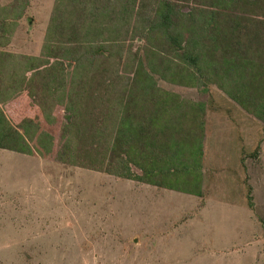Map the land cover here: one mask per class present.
I'll use <instances>...</instances> for the list:
<instances>
[{
    "label": "rangeland",
    "instance_id": "374dc122",
    "mask_svg": "<svg viewBox=\"0 0 264 264\" xmlns=\"http://www.w3.org/2000/svg\"><path fill=\"white\" fill-rule=\"evenodd\" d=\"M153 1H144L136 12L142 18L152 19ZM12 4L22 8V16L13 21L15 25L6 46L0 47L4 55L0 58L7 62V67L13 65L8 71H2L5 78L0 81V97L6 102L0 103V108L7 122L24 139H30L35 130L41 132L43 149L34 141L29 144L33 149L31 155L0 149V264H264V138L256 153L260 122L226 93L233 91L235 83L206 74L208 66L206 71H198L184 69L179 60H173L170 65L168 60L172 58L167 54L161 60L160 52L166 43L158 39L152 48L156 72L150 73L146 56L151 48L148 39H153L142 34L148 23L135 16L129 33H126L127 27L123 28L120 38L124 45L120 72L127 75L143 67V73L130 78L136 90L133 93L138 97V104L143 102V108L139 110L137 106L131 112L149 119L142 124L146 129L143 141L157 143L160 139L163 143L168 137L185 143L197 137L202 141L201 185H194L188 193L158 188L136 181V177L129 180L80 168L60 159L64 139L60 130L70 116L61 99L74 69L67 68L65 78L58 76L56 86L50 84L54 86L50 88L51 93L57 97L51 96V101L46 100L38 77L32 80L30 89H25L24 96L23 87H16L8 75L15 71L22 73L23 61L28 58L48 59L45 54L50 51V45L68 44L73 37L76 39L80 28L83 41L88 42L96 35L89 37L92 34L87 31V25L80 27L72 22L58 0H0L1 7ZM189 8L186 4L181 9ZM222 12L227 16L226 21L237 17L239 30L224 38L227 28L219 25L213 39L204 40L203 44H213L219 37L222 40L218 39L217 45L226 51L215 50L209 44L208 53H213L217 62L230 61L231 51L237 46L244 58H253L258 66H263L261 5H229ZM98 26H102L99 30L107 27L98 22L92 25ZM48 28H51L49 34ZM107 40L96 37L92 42L95 50L99 46L103 48L97 51L105 70L107 60L120 62L116 48L112 50L113 55H108L110 48L105 46L111 45ZM111 71L119 77L116 71ZM93 75L94 72H86L83 77ZM251 85L255 90L258 87V83ZM119 93L105 97L106 110L100 115L101 121H95V128H101V140L111 137L110 129H114L110 123L121 125L120 121L126 120L122 119L123 112L116 117L120 106L115 103L122 101L126 92ZM161 96L166 101L160 100ZM103 101L104 97L97 106L89 99V108L82 106V111L100 113ZM164 102L165 111H157ZM200 104L202 112L197 109ZM23 120L27 124L35 122L27 126V132L16 127ZM124 125L127 130L129 124ZM46 145L52 154L44 155ZM89 146L87 143L88 150ZM130 168L134 176H139L140 172ZM247 187L249 194H246ZM198 189L199 196L192 194Z\"/></svg>",
    "mask_w": 264,
    "mask_h": 264
},
{
    "label": "trees",
    "instance_id": "16d2710c",
    "mask_svg": "<svg viewBox=\"0 0 264 264\" xmlns=\"http://www.w3.org/2000/svg\"><path fill=\"white\" fill-rule=\"evenodd\" d=\"M144 1L146 0H58L60 8L65 14L69 15L72 22L77 23L80 27L87 25L89 27L87 31L92 34L89 37L96 36L90 38L88 42L83 41L80 39V36H82L81 28L78 29L77 34V31L72 29L74 34H76V39L73 37L66 45L61 44L56 47L50 45V51L45 54V56L49 57L48 59L45 57L28 58L23 61L22 73L19 74V72L12 69L15 71L14 74L8 76L18 85L16 87H23L20 89L24 96L25 89H30L32 80L38 77L41 87L44 88L46 100L51 101V96L56 94L51 93L50 88L56 86L55 81L58 80V76L59 78H65V74L68 72L67 68L74 69L69 82H67L65 94L61 99L62 104L68 111V115H70L60 130L64 134V139L61 141V147H63L60 155L61 160L76 164L83 169H94L99 173L114 177L117 176L129 180L136 177V181L155 185L158 188L167 187L170 190L189 193L194 185H201L202 141L197 139V137L193 139L194 141L185 143L180 139H170L168 137L162 143L157 136L159 139L157 143L155 140L149 139L148 141H143V133L146 129L142 127L144 126L142 124L143 121L147 122L149 119L136 116L135 112H131V109L137 106L141 110L140 107L143 103L140 102L138 104L136 99L138 97H135L134 94L136 92L135 86L134 89L131 86L132 77L134 79L135 76L141 74V72L143 73V67L127 75L120 72L124 59V54L122 55L124 45L121 44L123 40L120 39L122 37L121 33L126 27V33H129L132 22H135L133 21L135 16L137 20L148 23L147 30L142 29L144 30L142 34L145 36L149 35L148 37L154 40L147 38L151 48L146 56V67H149L150 73L156 72V68L152 64V55H155L152 48L156 47L155 41L158 39V41L164 40L166 43L165 48L161 50L162 53L160 52L161 60H165L163 55H171L172 60H168L170 65H172L173 60H179L184 69L188 67L198 71L202 69L206 71V66H208L209 69H207L206 74L211 73L216 77H221V79H227L225 82L229 84L233 81L235 83L233 91L226 93L241 109L252 114L260 122L258 128L259 140L257 141V148L254 149L257 153L264 138V65L258 66L253 58H244L243 53H240L237 46L231 51L233 58L230 61L222 59L217 62L214 59V54L207 51L210 48L208 47L210 43L203 44V41H211L215 35V30L221 24L227 28L224 38H229L236 30H239L236 16L227 21L225 20L227 16L223 15L222 11L225 10L226 6H247L259 3L264 10V0H154V7H151L152 19L142 18L140 13L136 12L139 10V6L142 7L144 5L142 4ZM185 3L187 7H190L189 10L181 9L186 7ZM21 16L22 8H18L14 4L6 7L0 6V47L6 46L9 39L8 35L12 32V26L15 25L13 21L20 19ZM96 22L101 25H107V27L101 28L102 31L97 29L102 26L92 27L93 23ZM50 31L51 28H48V34ZM96 37H106L107 41H110L108 43L111 46H105V49L110 48L108 55H113L112 50L116 48L120 62H114V59L107 60L106 65L108 68L105 70L104 63H99L100 57L98 56L99 51H97H102L103 48L99 46L95 50L92 43ZM215 39L216 41H212L213 44L211 43L210 45L215 50L220 48L223 49L222 51H226L225 47L217 45L219 44L218 41L222 39H219V37ZM207 54L209 55L208 57ZM0 55L4 56L2 52H0ZM50 58L54 59V61H50ZM208 60H214L215 63L211 64ZM20 62L22 63V60ZM24 62L27 65H24ZM95 64L97 65L94 66ZM11 66L13 65L9 64L7 67V62L0 58V81L5 78V76L2 77V75H5L2 71L4 69L8 71ZM107 70L110 71L108 72L111 73L110 75H107ZM111 70L116 71L119 77ZM86 72H94V75L83 77ZM160 77L165 79L163 78L165 75ZM105 79H108V81L104 82ZM51 83H54V86L50 85ZM251 83H258L256 90H260V93L252 87ZM144 85H141V91L146 97ZM129 86H131V89ZM241 88L242 91L240 90ZM117 89L120 91L119 94L126 93L121 97L122 101L115 97L119 101L115 103L116 106H120V109L116 110V117H119L123 112L122 119L126 120H121V125L118 122L117 124L115 122L110 123V125L113 124L111 128L114 130L110 129L112 135L109 138H105L108 141H104L99 138L101 128H95V123L98 120L101 121L100 115L106 110L104 104L105 100L107 102L108 100L105 97L108 94H111L109 95L110 97L113 94L118 96L117 92L119 91ZM249 91H254V93ZM103 97L104 103L100 105V113L94 114L91 110L82 111V106L89 108V99L94 100L99 106ZM55 99H57L56 96ZM159 99L166 101L164 96ZM5 102L0 97V103L4 105ZM124 102H126L125 107L122 105ZM164 104L165 102L159 105L157 111H165ZM197 109L202 112L203 105L200 104ZM152 121L153 119H150L151 123ZM27 123V120H23L21 124H16V127L23 130V132H27L29 129L27 126L35 122ZM107 123L109 124V122ZM124 124H129L130 127L128 126V129L124 130ZM11 126V122H7L0 108V149L31 155L33 154V149L29 145L31 141H34L38 148L43 149V135L41 132L36 130L34 133L30 132L32 134L29 136L30 139L28 137L24 139L22 133ZM104 126L105 128L108 127L107 124ZM165 133L164 131L163 134ZM87 143L90 144L89 150L87 149ZM45 149L44 155H47L46 152L52 154V151L49 152L48 150V145H46ZM130 167H134L135 171L140 172L139 176H134L136 174ZM249 191L250 188L247 187L246 194H249ZM192 194L199 196V189L197 191L193 190Z\"/></svg>",
    "mask_w": 264,
    "mask_h": 264
},
{
    "label": "water",
    "instance_id": "95a60500",
    "mask_svg": "<svg viewBox=\"0 0 264 264\" xmlns=\"http://www.w3.org/2000/svg\"><path fill=\"white\" fill-rule=\"evenodd\" d=\"M31 22H29V24H30Z\"/></svg>",
    "mask_w": 264,
    "mask_h": 264
}]
</instances>
